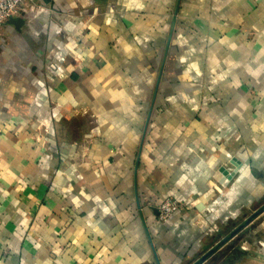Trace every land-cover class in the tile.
<instances>
[{"label": "crops", "instance_id": "crops-1", "mask_svg": "<svg viewBox=\"0 0 264 264\" xmlns=\"http://www.w3.org/2000/svg\"><path fill=\"white\" fill-rule=\"evenodd\" d=\"M167 198L193 205L160 221ZM263 206L264 0H24L1 26L0 264H194ZM243 233L260 251L199 264H264V210Z\"/></svg>", "mask_w": 264, "mask_h": 264}, {"label": "built area", "instance_id": "built-area-1", "mask_svg": "<svg viewBox=\"0 0 264 264\" xmlns=\"http://www.w3.org/2000/svg\"><path fill=\"white\" fill-rule=\"evenodd\" d=\"M24 0H0V28L10 18L16 16L23 4ZM193 205V201L178 200L167 198L158 206V218L160 221H166L175 213L189 208Z\"/></svg>", "mask_w": 264, "mask_h": 264}, {"label": "rangeland", "instance_id": "rangeland-1", "mask_svg": "<svg viewBox=\"0 0 264 264\" xmlns=\"http://www.w3.org/2000/svg\"><path fill=\"white\" fill-rule=\"evenodd\" d=\"M224 234L225 233H223V235ZM245 239H246V236H245V233H243L240 236V238H236V239L234 238L233 240L229 241L227 244L222 245L214 253V257H216V258H213L214 260H212V261H216L217 259L222 258V257H235V256L238 257L240 254H246L245 252H247V250L245 251L244 249H249V251L250 250L260 251V249H257V248H253V249L248 248V247L242 248V249L237 248L239 240H245ZM234 246H236V247H234ZM210 264H212V263H210ZM214 264H216V263H214ZM242 264H249V260L245 259ZM251 264H262V263L259 262V260H257V262H251Z\"/></svg>", "mask_w": 264, "mask_h": 264}, {"label": "water", "instance_id": "water-1", "mask_svg": "<svg viewBox=\"0 0 264 264\" xmlns=\"http://www.w3.org/2000/svg\"><path fill=\"white\" fill-rule=\"evenodd\" d=\"M175 21V17L173 18V23ZM17 21L15 20L14 23ZM264 210V206L260 209H257L252 213L251 216H249L245 221H243L240 225H238L233 231L229 233L227 237L219 241L215 244L214 247H211L209 250H207L203 255L199 257V259L194 264H199L202 261H204L207 257H209L219 246L223 245L226 241H228L234 234H236L239 230H241L243 227H245L254 217H256L261 211Z\"/></svg>", "mask_w": 264, "mask_h": 264}, {"label": "bare ground", "instance_id": "bare-ground-1", "mask_svg": "<svg viewBox=\"0 0 264 264\" xmlns=\"http://www.w3.org/2000/svg\"><path fill=\"white\" fill-rule=\"evenodd\" d=\"M206 211H208V210H206ZM203 218V217H202Z\"/></svg>", "mask_w": 264, "mask_h": 264}]
</instances>
